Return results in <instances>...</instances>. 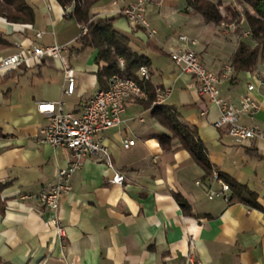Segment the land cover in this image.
I'll use <instances>...</instances> for the list:
<instances>
[{"label":"crops","instance_id":"1","mask_svg":"<svg viewBox=\"0 0 264 264\" xmlns=\"http://www.w3.org/2000/svg\"><path fill=\"white\" fill-rule=\"evenodd\" d=\"M27 1L36 13L31 28L0 19L8 41L0 43V57L17 51V44H67L76 86L72 94L65 93V73L51 59L0 73V264H185L191 251L203 264H264V212L235 197L209 198L208 190L220 185L205 176L179 138H173L171 149L163 148L158 137L173 132L152 113L148 99L128 101L122 123L103 133L113 167L88 159L72 176V191L60 209L67 235L58 236L39 195L69 165L71 153L40 142V131L50 119L37 104L62 100L68 111L79 112L100 89L103 63H96L95 48L79 55L70 51L80 47L76 39L82 28L70 17L72 6L67 12L57 0ZM130 1L98 0L91 13L95 18L116 17L115 29L130 38L134 51L151 60L154 87L171 91L164 105L174 107L196 131L214 168L257 192L264 206V140L244 147L217 128L219 108L170 56L171 49L184 46L178 41L183 34L196 40L189 46L208 68L222 71L231 64L237 45L223 34L221 24L206 22L186 0L148 4L147 17L156 30L151 36L146 29L133 28L120 13ZM248 81V71L233 68L232 77L220 83L222 97L238 104ZM254 96L260 109L254 119L242 120L264 126V99L257 91ZM129 139L135 144L124 148L123 141ZM116 173L125 176L123 183L111 182ZM176 195L188 201L191 214L184 212Z\"/></svg>","mask_w":264,"mask_h":264},{"label":"built area","instance_id":"2","mask_svg":"<svg viewBox=\"0 0 264 264\" xmlns=\"http://www.w3.org/2000/svg\"><path fill=\"white\" fill-rule=\"evenodd\" d=\"M152 0H132L120 13L128 20L133 28H141L149 31L151 36L156 30L151 27L147 17L148 4ZM71 10L67 8V12ZM0 19L7 20L0 16ZM24 27H32V24H22ZM87 26L82 25L81 34H86ZM250 32H246V35ZM35 36L40 38L42 33L37 31ZM178 41L184 46L170 50V56L175 65L184 73L197 79L200 93L207 100L217 106L220 116L215 125L224 129L234 141L241 146L251 147L257 140H264V126L257 123L243 122V117L254 119L260 109V101L254 96V92H260L264 99V63L255 70L248 71L247 90L240 96L239 103L234 104L222 97L220 83L232 77L233 67L227 65L222 71H214L208 68L202 61L199 53L189 44L195 45L196 40L180 34ZM18 49L14 53L0 57V73L17 69L21 65H29L46 59L58 61L68 81L65 93L72 94L75 90V69L69 60V45H40L31 43L29 46L17 44ZM123 68V59H120ZM138 77L147 81L150 79L148 66H141L137 72ZM156 98L153 105H163L170 95L169 89L156 88ZM148 99L146 90L136 80L124 73H114L109 78V87L99 89L82 106L79 112L68 111L62 100L40 101L37 109L40 113L49 117V123L41 129L39 140L54 147H65L70 150V162L65 168L59 169L56 181L48 187H44L39 195L41 204L51 212L50 223L56 229L59 237L67 235L66 227L62 225L60 218L61 202L65 195L72 191V176L79 171L88 159L106 163L113 167L110 151L103 143L102 135L109 129L118 127L126 112V105L130 100ZM205 115V112H202ZM135 144L132 139L124 140V148H130ZM125 176L116 173L111 179L112 183H123ZM210 181L220 185V189L210 188L209 198L223 196L227 201L232 200V189L221 177L220 172L214 169ZM198 184H202L198 182ZM185 264H203L202 260L193 252L186 256Z\"/></svg>","mask_w":264,"mask_h":264},{"label":"trees","instance_id":"3","mask_svg":"<svg viewBox=\"0 0 264 264\" xmlns=\"http://www.w3.org/2000/svg\"><path fill=\"white\" fill-rule=\"evenodd\" d=\"M65 9L72 6L70 17L76 22L87 26L86 34H81L77 39L80 44L78 49L71 48L70 51L76 55L84 52L87 48L98 50L95 59L98 65L103 66L98 71V84L100 89L109 87V78L114 73H124L136 80L148 94L147 105H152V113L168 127L173 135H160L159 141L164 149L172 148L174 137L179 138L181 147L189 150L194 160L204 169L205 176L210 178L213 174L214 166L212 165L208 150L204 143L198 137L196 131L182 122L178 111L171 106L153 105L156 98V87L151 82L141 80L137 72L141 66H148L151 71V60L130 46V38L114 27L116 17L112 18H95L91 13L93 5L98 0H57ZM159 3L161 0H152ZM188 6L198 14L203 16L206 22L219 24L226 20L220 11L219 4L211 0H186ZM252 7L253 12L245 10L244 15L249 27L250 36L256 45L247 41H240L231 56V65L235 71H252L255 70L259 63H264V0H242ZM0 16L9 22L20 24H33L36 13L34 7L27 0H0ZM233 16H239V12L233 13ZM0 43L7 44L5 34L0 30ZM123 59V68L120 64ZM13 70L8 71L9 74ZM0 136L2 131L0 130ZM221 177L230 185L232 189V199L235 197L238 201L257 208L264 212V206L259 202L257 192L250 189L247 185L238 182L233 177L220 172ZM2 185L0 189H2ZM182 209L187 214L192 213L188 201L182 195H176Z\"/></svg>","mask_w":264,"mask_h":264},{"label":"rangeland","instance_id":"4","mask_svg":"<svg viewBox=\"0 0 264 264\" xmlns=\"http://www.w3.org/2000/svg\"><path fill=\"white\" fill-rule=\"evenodd\" d=\"M216 4H219L220 11L226 20L219 23L221 24V30L223 34L232 39L235 44L238 46V43L242 40L256 45L255 41L251 39L250 34L246 35V32L249 31L248 24L244 15L245 10L253 12L252 7L242 0H234L231 2L224 3V0H211ZM239 12V16H233V13ZM236 46V48H237ZM231 63V60H230Z\"/></svg>","mask_w":264,"mask_h":264}]
</instances>
